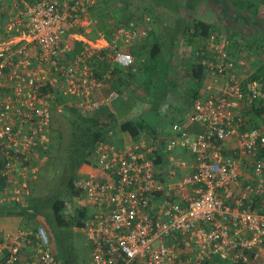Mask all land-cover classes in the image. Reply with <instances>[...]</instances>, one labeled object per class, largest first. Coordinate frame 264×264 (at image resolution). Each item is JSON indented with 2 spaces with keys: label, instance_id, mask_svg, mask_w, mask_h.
<instances>
[{
  "label": "built area",
  "instance_id": "built-area-1",
  "mask_svg": "<svg viewBox=\"0 0 264 264\" xmlns=\"http://www.w3.org/2000/svg\"><path fill=\"white\" fill-rule=\"evenodd\" d=\"M99 0L0 1V206L26 204L56 134L51 114L87 118L124 95L118 72L149 42L133 18L98 24ZM98 25L100 27H98ZM222 35L201 58L208 82L172 135L97 141L74 182L90 264H254L264 251V114L240 111L242 86ZM241 108V109H240ZM240 109V110H239ZM246 163L250 169L243 176ZM75 212V213H74ZM0 264H59L46 224L0 232Z\"/></svg>",
  "mask_w": 264,
  "mask_h": 264
},
{
  "label": "trees",
  "instance_id": "trees-1",
  "mask_svg": "<svg viewBox=\"0 0 264 264\" xmlns=\"http://www.w3.org/2000/svg\"><path fill=\"white\" fill-rule=\"evenodd\" d=\"M122 5V18L117 19L119 22L123 19H130L133 16L147 12L149 15H154V7L159 0H117ZM163 1V0H162ZM169 1L171 0H164ZM173 2L175 0H172ZM191 1V0H189ZM213 5L217 6L223 14V19L228 21V24L234 26L232 29L227 30L224 28L225 34L231 35L232 38L242 40L244 35L241 32V27L236 26L237 22L247 26L248 21H252L251 27H254V18L257 17L258 12L264 7V0H207ZM150 3V5L148 4ZM148 6V7H147ZM224 26H227L224 25ZM217 25H210L200 21H193L191 24L185 25L184 32H190L191 37L208 40L210 34L213 32L222 31ZM228 32V33H227ZM227 35V37H228ZM234 39V40H235ZM261 40V39H260ZM255 44H256V40ZM264 44V37L259 42L257 48H262ZM264 51V50H263ZM135 60H138L137 67L134 72H118V84L120 86L128 87L132 83L138 82V87L143 88L147 92L148 86L152 83V78L156 76L161 70L160 61L158 58L161 55V48L158 43L153 39L150 43H144L141 47L135 48L132 51ZM264 57V55H263ZM159 64V65H158ZM200 67V65H199ZM202 69V67H200ZM262 77V80H261ZM261 80V81H260ZM259 81L262 86L259 92V97L255 100L254 106L251 109L255 116L264 114V64L260 66L259 71L250 77L242 86L246 87L247 84ZM263 82V83H261ZM257 83V82H256ZM127 100H128V96ZM128 102L123 104L128 105ZM127 107V106H126ZM129 107V106H128ZM155 111H158V103L155 104ZM140 111V110H139ZM142 112H139L136 117H122L117 121L116 116L112 115L107 108L101 109L94 113L92 116L82 118L77 116L74 112L70 116V135L66 144V151L70 157V165L66 167L65 177H63V187L65 189L64 196L47 195L43 198L31 196L26 204L21 206L17 205H1L0 216H14L22 219L21 228H30L38 226L44 220L47 226V234L52 242L51 225L57 228L67 227L68 222H73L78 228H81V220L84 217V212L79 211L74 216L70 213H65L67 201L65 198L72 199L73 197L80 198L79 191L74 187V182L81 173L83 166L90 165L89 156H91L94 144L105 138L109 133L112 134V128L118 123V129L121 133L125 134L131 141L137 140L141 133L153 139L160 137L157 130L148 125L144 118L141 117ZM133 114L123 113L120 116H132ZM52 149V148H51ZM264 158V151L259 155ZM31 192V191H30ZM75 213V212H74ZM54 254V253H53ZM55 258L59 264H72L68 256H56ZM253 264V263H252Z\"/></svg>",
  "mask_w": 264,
  "mask_h": 264
},
{
  "label": "crops",
  "instance_id": "crops-1",
  "mask_svg": "<svg viewBox=\"0 0 264 264\" xmlns=\"http://www.w3.org/2000/svg\"><path fill=\"white\" fill-rule=\"evenodd\" d=\"M0 1L7 3L10 0H0ZM203 1L213 6V3L207 0H203ZM159 2L156 3L154 7V15H152L153 17L159 16L161 14L160 8L166 9L167 4L174 6L175 10L179 13L178 9H181L184 3L183 0H175L173 3L164 0L163 1L159 0ZM185 3L186 5H184L183 7L186 8L188 7L191 9L192 14L189 18H184L182 16L174 15V18L169 19L168 21H159V19L157 18L158 22L156 24H153L152 22L153 17H151L149 14L147 15V13L145 12L140 13V15L138 14L139 16L142 17V19L146 18L150 20V22L148 21L147 24H145V28L147 29L149 34V43L150 41L152 42L153 39L158 44L159 43L161 44V42L164 39H166L168 42L165 45V51L163 52L164 56L162 58L163 60L161 61L162 63V66H160L161 70L158 74H156V76H154V79L152 78L153 82H155L157 78L156 82H158L160 86L157 88L156 85L154 86L151 83L148 86L149 88H147L148 94L143 95L141 99L137 100L135 106L138 112H142L141 114L142 118L143 116L145 117L147 116V114H151V113H154L157 116L159 115L163 116L162 114L163 110L158 109V111L156 112L154 107L155 104L157 103L160 104V106L165 105L164 99L167 94V89L172 88L173 91L172 94L177 98V101L176 103L175 102L168 103L169 106L167 105L166 108V112L168 110L169 111L168 114H170V116H172L173 118V120L170 122V131H167L166 127L161 125H159L156 129L154 128L155 130H157L160 137H164V138H167L172 135L171 125L173 123L180 121L181 118L183 117V114L189 111L192 100L201 91L203 86L208 82V76L205 70L201 69L200 68L201 66L199 67V60L201 58L210 57V54L208 53V40H202L200 38L191 37L190 32L187 34V32L183 31L185 25H188L189 23L191 24L193 21H200L210 25L213 24L217 25L220 29L222 26L227 24V26H224L222 30H224V28H227V30L229 28L230 30L234 27L231 24H228L229 23L228 21L223 19L222 16L223 14L221 13L220 10L216 13L217 17H211L209 12L208 14L200 12V6L203 4L200 3L198 0H196V2L186 1ZM148 5H150V3ZM104 7H106V4L104 5ZM101 9H102L101 6L98 5L97 10L94 11L93 15L95 16L98 14L97 16H99L102 13L100 12ZM207 10L211 12L213 11V7L211 6L207 7ZM115 16L116 15L113 12L110 15V17L113 18ZM104 18L107 17H105L104 15L103 19ZM254 20H255L254 27H251V25L253 24L251 20L247 22V26L242 25V23H238V22L236 23L237 24L236 26L241 27V32L244 35L243 41L242 40L239 41L235 38H232L231 35H234V33L233 34L229 33V35L227 34L228 39H230L231 41V46L230 45L228 46L227 51L229 56L235 61H237L236 72H237V77L241 82V84H244L250 77L255 75L259 71L260 66L264 64V57H263L264 44L261 49L257 48L259 42L264 37V7L260 9L257 17L254 18ZM171 23H172V28L169 29V24ZM222 32L224 31H221V33ZM254 40H256V44ZM138 47L139 46H134L132 51ZM137 63L138 60H135V66L131 72H134V70L137 67ZM137 81L140 82V80ZM138 82L135 84L132 83L130 86L126 88L124 85L120 86L122 88V91L125 92L124 93L125 97L127 95L133 98L134 95L133 93L138 92L140 90L138 87L139 85ZM256 82L259 84V81ZM158 97H160L161 99L160 102L159 100L157 101ZM120 102L124 103L123 101ZM128 108L129 107H127V109ZM107 109L108 111L111 112L112 115L120 116V114H117L115 111L112 110L111 106ZM251 111L252 109L251 107H249L241 110L240 113L243 118L249 120L250 126L253 125L255 126L260 124L261 116L257 117ZM128 112H132V111H128ZM121 134L122 135L118 136V141L120 139H125V140L128 139L125 134L123 133ZM84 170H86L85 167ZM249 172L250 169L248 165L244 163V167H243L244 178L248 177ZM261 258L263 259V262L260 264H264V251ZM254 264H259V263L256 262Z\"/></svg>",
  "mask_w": 264,
  "mask_h": 264
},
{
  "label": "rangeland",
  "instance_id": "rangeland-1",
  "mask_svg": "<svg viewBox=\"0 0 264 264\" xmlns=\"http://www.w3.org/2000/svg\"><path fill=\"white\" fill-rule=\"evenodd\" d=\"M188 2L189 0H183V6L186 5L185 2ZM196 2V0H191V2ZM203 5L200 6V12L201 13H210L211 17H217L216 13L219 11V8L215 5H210L206 3L203 0H198ZM173 3V1L171 0ZM161 3V2H159ZM106 4V7L104 5ZM166 5V4H165ZM99 6H101L102 12L100 15H95V18L97 19L98 24H101L103 21V17H110L111 13L113 12L116 16L115 19H121L122 15L120 13L122 12V5L117 0H99ZM181 7V9H178L179 13L175 10L174 6L167 4L166 9L160 8L161 14L159 16L153 17V24H156L159 21H168L169 19L174 18V15L182 16L184 18H189L191 16V9L186 7ZM213 7V11H208L207 7ZM104 7V8H103ZM147 13V12H145ZM140 15V14H139ZM136 15V17H132L136 22L140 23V27H143V19L141 16ZM148 15V13H147ZM144 17V16H143ZM146 17V16H145ZM158 18V19H157ZM126 19H123L125 21ZM150 22V20H148ZM171 21V20H170ZM164 23V22H163ZM98 27H100L98 25ZM172 28V23L169 24V29ZM224 31V30H222ZM215 38L217 35H222L227 38L229 41L228 46H231V41L228 39L227 35L221 31L213 32L212 34ZM157 43V42H156ZM167 40L164 39L160 47L161 49V55L160 58H158V62L163 60V52L165 51V45L167 44ZM233 44V43H232ZM142 46V45H141ZM139 46V47H141ZM227 46V48H228ZM234 47V45H233ZM159 65V64H158ZM162 66V63L160 64ZM154 79V78H153ZM152 84L157 86V88L160 86L158 84L157 78L156 81ZM175 88V87H174ZM173 88V89H174ZM140 90L138 92L133 93V98L128 96V105H125L121 103L120 101H123L124 103L127 102V97L124 95L120 96L117 100L111 103V108L113 111H115L117 114H133L132 116H116L117 121L122 119V117H136L138 115V110L136 109V103L137 100L141 99L143 95L148 94V92H145L143 88H139ZM153 92V91H152ZM172 88L167 89V94L165 96L164 102L165 105L158 104V109L163 110V116L159 115L157 116L154 113L147 114V116H143L145 122L150 125L152 128H157L159 125L165 126L167 131H170V122L173 120L172 116L168 114V110L166 112V108L168 103H173L177 101V98L172 94ZM127 96V95H126ZM151 98V97H150ZM160 102V97L157 98V101ZM156 103V102H155ZM129 108L127 109V107ZM169 106V105H168ZM134 107V108H132ZM132 109V110H131ZM169 109V108H168ZM132 111V112H128ZM68 116H55V114H51V120H52V127L54 129V132L56 134V141H54V145L52 149L48 150L45 153L42 166L39 168L36 179L32 180L29 184V188L31 191V196L34 197H45L47 195H58V196H64L65 189L63 187V177H65V170L66 167L70 165V157L68 156V153L66 151V144L68 142V138L70 135L71 127H70V121ZM117 127V128H116ZM112 139L115 141L118 139V136L122 135L121 132L118 129V123L112 128ZM92 157L89 156V160L92 161ZM84 171V167L81 168V172ZM67 201V205L73 209L74 202L72 199L65 198ZM42 224H45L44 220L41 221ZM67 227L64 228H57L56 226L51 225V235H52V242H51V248L52 252L56 256L62 257L63 255L68 256L69 260L72 264H90L89 262V245L85 236L84 231L81 228H78L75 224V220L73 219V222H68ZM22 227V219L19 217L14 216H6L1 215L0 216V232H12L16 229H19ZM263 259L260 258L258 263H262Z\"/></svg>",
  "mask_w": 264,
  "mask_h": 264
}]
</instances>
